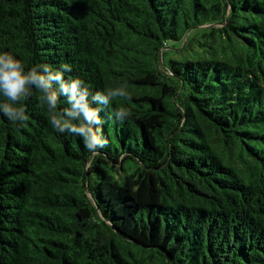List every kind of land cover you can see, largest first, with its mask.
Listing matches in <instances>:
<instances>
[{"label": "trees", "instance_id": "trees-1", "mask_svg": "<svg viewBox=\"0 0 264 264\" xmlns=\"http://www.w3.org/2000/svg\"><path fill=\"white\" fill-rule=\"evenodd\" d=\"M5 52L130 115L92 156L0 113V264H264V0H0Z\"/></svg>", "mask_w": 264, "mask_h": 264}, {"label": "clouds", "instance_id": "clouds-1", "mask_svg": "<svg viewBox=\"0 0 264 264\" xmlns=\"http://www.w3.org/2000/svg\"><path fill=\"white\" fill-rule=\"evenodd\" d=\"M71 70L67 64L60 65L59 69L41 64L26 71L21 61L11 54L6 52L0 54V95L6 101L0 103V113L14 125L18 122L22 124L28 117L23 107L15 105L30 97L34 88L39 93L38 107L42 109L46 107L51 126L59 132L69 131L82 137L85 148L95 156L98 154L97 149L106 147L108 141L96 128L102 123L99 116L101 108L93 105L99 104L102 108H108L109 120L114 117L123 121L130 115L129 110L120 107L113 111L110 105L117 97L130 101V95L123 87L93 94L81 79L64 78V72ZM60 96L66 98L69 107L57 112Z\"/></svg>", "mask_w": 264, "mask_h": 264}, {"label": "rangeland", "instance_id": "rangeland-1", "mask_svg": "<svg viewBox=\"0 0 264 264\" xmlns=\"http://www.w3.org/2000/svg\"><path fill=\"white\" fill-rule=\"evenodd\" d=\"M183 47V44L181 45H178L177 43L174 45V47H172V49L173 48H175L176 50H180L181 48ZM173 52V51H172ZM169 54H170V51L169 50H166V53H165V58H167L168 56H169ZM177 54V52H175L174 51V55H176ZM176 57H177V55H176Z\"/></svg>", "mask_w": 264, "mask_h": 264}, {"label": "water", "instance_id": "water-1", "mask_svg": "<svg viewBox=\"0 0 264 264\" xmlns=\"http://www.w3.org/2000/svg\"><path fill=\"white\" fill-rule=\"evenodd\" d=\"M183 46H184V43H183Z\"/></svg>", "mask_w": 264, "mask_h": 264}]
</instances>
